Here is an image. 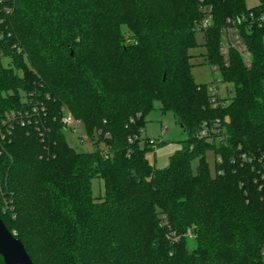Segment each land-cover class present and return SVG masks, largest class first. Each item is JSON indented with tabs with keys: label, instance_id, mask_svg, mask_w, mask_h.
Returning <instances> with one entry per match:
<instances>
[{
	"label": "trees",
	"instance_id": "1",
	"mask_svg": "<svg viewBox=\"0 0 264 264\" xmlns=\"http://www.w3.org/2000/svg\"><path fill=\"white\" fill-rule=\"evenodd\" d=\"M207 2L206 59L234 86L215 106L190 70L197 0H0V217L34 264L262 263L264 0ZM227 19L246 59L221 51ZM30 101L38 127L16 121ZM154 101L186 134L164 168L141 137ZM61 108L91 151L67 142Z\"/></svg>",
	"mask_w": 264,
	"mask_h": 264
},
{
	"label": "rangeland",
	"instance_id": "2",
	"mask_svg": "<svg viewBox=\"0 0 264 264\" xmlns=\"http://www.w3.org/2000/svg\"><path fill=\"white\" fill-rule=\"evenodd\" d=\"M247 7H252L257 4V0H245ZM196 46L189 49L191 74L196 83L217 86V95L220 98H229L234 92V86L232 83L223 82L220 80V72L218 66H212L206 59V45L205 36L203 31H196L195 33ZM3 64L6 61H2ZM217 82L215 83V80ZM23 94V93H22ZM162 129L164 130L162 132ZM85 130V129H84ZM82 131V134L86 137L85 143H80L78 136L79 133L76 130H72L71 127H64L63 132L67 142L75 147L77 150L91 151L93 149L91 137L86 134V131ZM141 137L158 139L157 146L154 150H150L146 154V158L149 163L155 165L157 168H164L168 165L169 156L182 145V141L186 139V134L170 111L162 113L160 110V102L154 101L152 109L145 116L144 131L141 133ZM141 143V142H140ZM142 144V143H141ZM103 147V144L100 145ZM205 160L207 162L210 173L215 172V154L212 150H207L205 153ZM197 159L192 160V169L195 170ZM92 193L94 197H99V194L103 193V183L100 179L94 178L91 183ZM0 211L5 213L6 204L3 198L0 196ZM190 232V231H188Z\"/></svg>",
	"mask_w": 264,
	"mask_h": 264
},
{
	"label": "built area",
	"instance_id": "3",
	"mask_svg": "<svg viewBox=\"0 0 264 264\" xmlns=\"http://www.w3.org/2000/svg\"><path fill=\"white\" fill-rule=\"evenodd\" d=\"M197 2L199 4V9L202 12V16L195 23V28L198 31H205L212 22V5L209 4L207 2V0H197ZM263 18L264 17H262V19ZM242 19H245V17L243 16L240 20H242ZM221 40H222V47H221L222 52L226 53L228 48L234 47L236 49L238 48L241 51V53L244 55L245 59L247 58L248 53L246 52L245 47L243 46V44L241 42V38L239 36L238 29H237V21L235 19H227L226 20L225 25L221 28ZM214 68H215V66H214ZM217 80L219 81V79H216L215 83L217 82ZM208 90L212 95V100L215 101L214 102V106H215L220 101V99H218L219 96L217 95V93H218L217 86L210 85ZM25 99H27V98H25ZM30 99H35V98H33V96H32V97H30ZM26 103H27V101H26ZM30 103L32 104V106L28 107L26 109V111L24 112V114H21L20 111L17 112V115L19 116V118L17 117L16 121H18V123H20V125H23V126L25 124L33 123L34 125H36L38 127V123L41 120V119H38V109L40 107L42 109H44V106L43 105H37V103H33L31 101H30ZM61 110L63 111V115L61 117V122L63 124V127H68V128L71 127L72 130H76L79 133V136H78L79 142L85 143L86 137L82 134V131L84 130L83 123L79 119L74 118L73 115L71 114V112L66 110L65 108H61ZM14 114L15 113H12V116ZM163 131L164 130L162 129V132ZM216 131H218V129ZM199 133H200L199 134L200 136H208L210 133L209 128L204 125ZM128 140H129V142H131L132 138L130 137ZM148 142L153 147H155L159 141H158V139L149 138ZM101 149H102V153L104 154V156H108L107 148L105 146H103V147H101ZM261 259H262L261 264H264V244L261 247Z\"/></svg>",
	"mask_w": 264,
	"mask_h": 264
},
{
	"label": "water",
	"instance_id": "4",
	"mask_svg": "<svg viewBox=\"0 0 264 264\" xmlns=\"http://www.w3.org/2000/svg\"><path fill=\"white\" fill-rule=\"evenodd\" d=\"M183 129V128H182ZM184 131V129H183ZM0 255L4 264H34L21 240L14 236L0 217Z\"/></svg>",
	"mask_w": 264,
	"mask_h": 264
}]
</instances>
